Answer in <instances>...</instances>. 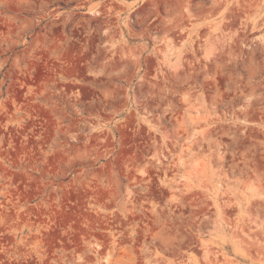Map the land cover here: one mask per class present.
I'll list each match as a JSON object with an SVG mask.
<instances>
[{
    "label": "rangeland",
    "instance_id": "rangeland-1",
    "mask_svg": "<svg viewBox=\"0 0 264 264\" xmlns=\"http://www.w3.org/2000/svg\"><path fill=\"white\" fill-rule=\"evenodd\" d=\"M0 264H264V0H0Z\"/></svg>",
    "mask_w": 264,
    "mask_h": 264
}]
</instances>
